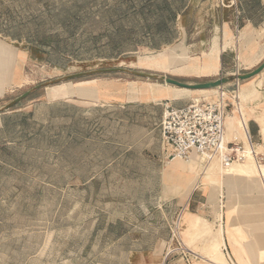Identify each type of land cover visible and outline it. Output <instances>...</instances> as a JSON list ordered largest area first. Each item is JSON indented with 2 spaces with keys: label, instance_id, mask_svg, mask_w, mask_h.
<instances>
[{
  "label": "rangeland",
  "instance_id": "1",
  "mask_svg": "<svg viewBox=\"0 0 264 264\" xmlns=\"http://www.w3.org/2000/svg\"><path fill=\"white\" fill-rule=\"evenodd\" d=\"M145 1L0 0V42L7 49L26 50L28 52L27 59H24L23 62L24 66L21 65L20 68L16 66V71L23 74V81L17 82L15 79L16 83L5 88L7 93L3 98H0V107L10 103L38 84L68 74L100 68L125 67L132 70L164 74L187 83L215 80L230 73L229 69L223 72L219 71V73L215 72L220 62L221 53L217 43L219 41L222 47L228 48L234 40H237V35L225 33L223 28L216 29V27L226 26L225 22L229 21L232 9L236 8V5L232 3L233 0H224L225 5L222 4V0H190V8L183 20L187 31L184 32L181 29L180 34H171L166 30L163 34H152L151 32L158 29V24L162 26L166 24L169 19V9L160 4L153 12L145 5ZM175 1L172 4L169 3V7L174 8L180 5V2ZM202 19L205 29L199 33L195 24ZM168 23L172 24L170 20ZM185 46L187 49L184 51ZM22 52L25 55V52ZM185 53H188L190 57L187 63H185L183 56ZM213 53L218 54L219 57L216 66H212ZM244 60L246 59L244 58ZM225 61L227 63L234 62V57L228 51ZM201 66L203 70L206 69L207 71H202ZM1 69L0 76H4L8 80L12 79L10 75L6 76L3 68ZM16 74L18 73L16 72ZM92 80L96 81L93 82ZM5 82L4 80L1 83L0 94H3ZM150 84H163L158 85L161 92L170 94L173 98V105L177 106L189 103L199 97L214 98L217 90V88H213L188 91L175 85L169 84L170 86H168V83L165 82L126 73H111L67 80L39 89L19 104L18 107L22 108V111L10 124V138L17 135L18 126H20L24 128L26 133V137L22 139H27V142L31 140H35L37 143L38 141L47 142L48 147H50L53 146L54 127L60 125L61 122L62 141L65 145L70 141V128L78 111H75V105H71L72 103L67 105L65 100L70 98L71 101L79 103L76 101L79 100V97L72 96H94L93 98L97 100L96 103L100 105L102 104L101 98L97 95L100 96L102 91H110L113 92L116 101H133V105H135L137 104L135 103L136 98L146 101L143 97H148L146 94L149 92H146L151 88ZM229 84L236 86L238 83L233 81ZM231 86H224V89L231 91ZM143 93L146 94L143 95ZM58 104L59 108H56ZM241 105L242 112L244 110L246 112V101L243 98ZM258 108L261 111L264 108V103L259 104ZM60 113H62V120L56 118V114ZM79 118H83L78 124L79 132H81L83 128L85 129L86 114H80ZM238 121H240L238 115L235 118H228L227 140H234V137H237L238 140L236 141L242 142L241 144L244 143L243 145L247 150L249 148L248 140L241 126L237 128ZM44 123L47 127L46 134L34 136L33 133L38 128V124ZM5 135V132H0V137H5ZM262 144H258L255 149L256 155L254 157L259 167L254 171L253 178L245 176L232 179L223 178L222 170L224 167L221 162L219 160L206 162L200 154L192 155L193 157L189 161L176 158L180 162L185 161L188 164L193 158L200 160L198 165L191 170L190 186L171 191L177 197L169 205L176 207L178 204H182L186 195H190L199 186L203 189L204 201L220 210L229 204L226 198L222 197L224 196V187L229 188L233 184L242 186L249 184L252 186V194H260L263 192V188L257 181H261L260 177L264 172V159L261 161L264 158ZM161 147L163 149V145ZM69 153L70 147H65L64 154L69 155ZM47 154L48 162L44 167L49 175L53 174L54 171L53 152ZM165 154L164 161L166 163L161 161L158 164L159 179L150 178L146 175L150 174L151 171H153V176L156 173H154V163H149L145 158L135 166L138 174L136 178L120 181L121 186L118 192L121 197L123 191H126L127 199L136 198L135 204L144 206V214L149 212L145 210L146 208L154 210L155 204L161 201L163 185L160 176L167 162L171 161L166 151ZM243 162L244 160L236 163ZM69 165L67 160L63 163L64 172L70 170ZM211 166H213L218 177H216L215 183L209 184L210 182L201 181L200 177H203L207 168ZM32 172L33 175L27 177H22L24 175L21 173L13 175L8 173L6 176L0 177V264H24L28 260H31V264H38L37 259H30L29 257L38 251L40 235H44L42 232L39 234V229H43L39 227L45 222L47 223L45 234L48 240L47 264H72V262L75 264L76 259L73 258V261L71 259L72 252L93 251L95 253L102 246L108 245L100 243L98 240L101 238L102 232L93 236V242H86L83 238L85 237V230L88 228H84L85 230L83 228H71L72 220L81 219L86 212L76 214L78 216L72 215V209L77 205V202L73 200L81 201L83 196L71 194L65 189L63 209L61 214L57 216L62 224H59V229L56 228L54 224V192L50 189L47 190L45 209L40 208V200L44 197L39 196L38 193H27L29 190H37L39 180L41 181L38 177L33 178L35 177L34 174L37 173V168H32ZM53 181L54 178L48 177V183ZM62 181L65 186L70 183L69 179ZM48 188L51 187L48 185ZM118 195L114 197L118 198ZM238 198L245 200L242 195H239ZM111 200L113 201L112 198ZM243 210L246 212V209ZM166 212L152 211L151 216H149L154 223L151 225L144 221L143 226L137 228V232H141L145 236L142 238V246H150L152 236L162 237L166 235L168 228L165 219ZM134 214L132 212V215ZM219 214L222 215L221 212ZM192 217H196L197 220L191 221ZM187 219L189 226L194 227L189 232L192 243L194 241L203 242V248L200 249L201 255L209 256V258L206 257V260H201L199 264H229L221 249L225 242L223 227L220 226L215 230L207 220L191 214H188ZM55 228L60 234L57 241L56 257H54L55 245L50 243L55 235ZM73 229L79 230V232H74ZM122 229L119 227L112 228L113 232H111L110 237ZM128 243L124 242L120 246L128 249L131 246ZM195 250L198 248L195 247ZM81 259L79 258L77 262L81 263ZM111 260L112 263L126 264V259L112 257ZM234 261L236 264H245L243 260L234 259Z\"/></svg>",
  "mask_w": 264,
  "mask_h": 264
},
{
  "label": "crops",
  "instance_id": "2",
  "mask_svg": "<svg viewBox=\"0 0 264 264\" xmlns=\"http://www.w3.org/2000/svg\"><path fill=\"white\" fill-rule=\"evenodd\" d=\"M152 1H165L172 4L175 0ZM175 2H180V5L170 8L172 14L169 18L172 24L168 23L166 32L180 34L181 29L184 32L187 31L183 20L191 2L190 0H176ZM236 2V8L232 9L229 21L225 22L226 26L216 27V29L223 28L225 33L237 35V40H234L228 48L222 47L217 40L221 53L220 62L215 72L219 73V71L223 72L229 69L230 73L228 75L236 72H249L264 62V0H236ZM195 28L199 30V33L205 29L203 19L195 24ZM163 32L156 29L151 33L163 34ZM0 46L6 48L1 42ZM186 49L185 46L183 50ZM21 51L25 52V57H16L15 64L11 66L12 79H5L4 76L0 78V87L1 83L4 80L6 81L0 98H3L7 93L6 87L16 83L15 79L17 82L23 81V74L16 71V66L18 68L22 67L21 65L24 66L23 62L24 59H27L28 52L26 50ZM227 51L234 57V62L227 63L225 61ZM183 56L185 63L189 62L188 53ZM213 58L216 60L214 65L216 66L219 58L218 54L213 53ZM202 71L207 70L202 68ZM237 83L236 86L235 84L225 85H232V104H230L226 117V135L228 118H235L238 115L241 124H244V122L248 124L251 141L245 134L246 132H244V135L256 149L257 145L262 144V141H264V108L261 111L258 108L259 104L264 103V69L258 75ZM150 85L151 88L146 92H149V94L143 93V95H148V97H143L146 101L136 98L135 103L137 104L135 105H133V101H116L113 92L110 91H102L100 96L96 94L97 97L101 98L102 104L100 105L96 103L97 100L93 98L94 96H72L79 97V100H76L79 103L71 101L70 98L65 100L67 105L72 103L71 105L76 107V110H74H78L70 128V141L65 145L62 141L63 129L60 126L61 122L60 125L54 127L53 146L50 147H48L47 142L38 141L37 143L35 140L27 142V139H22L26 137V133L24 128L20 126H18L17 135L10 138V124L13 123L18 113H21L22 108L18 106L24 100L10 109L3 110L0 112V132H5L6 135L0 137V177L6 176L8 173L10 175L21 173L24 175L22 177H27L33 175L32 168H37V173L34 174L35 177L33 178L38 177L41 181L39 180L37 190H29L27 193H38L39 196L44 197L40 200V208L45 209L47 190L50 189L54 192V224L58 229L59 224H62L57 216L61 214L63 209L64 189L71 194L83 196L81 201L73 200L77 202V205L72 209V215H79L81 212H86V214L81 219H73L70 223L71 228H88L87 230L84 229L86 232L83 239L86 242H93V236L98 232H102V236L98 240L100 243L108 245L102 246L95 253L93 251L85 253L72 252L71 259L72 261L73 258L76 259L75 264H116L112 263V257L126 259V264H188L179 253L167 255V249L171 243V229H174L175 225H178L180 229L182 242L190 250L201 255L200 249L203 248V242L194 241L192 243L189 232L194 227L189 226L188 214L207 220L215 230L220 226L223 227L225 242L221 249L226 258L227 252L233 260H243L245 264H264V172L260 177L261 181H257L263 188V192L258 195L256 193L252 194V186H249V184L245 186L233 184L229 188L224 187V196L222 197L226 198L229 204L222 207L221 210L204 201L201 186L197 187L190 195H186L182 204L180 203L176 207L169 205L177 197L171 192L172 189L188 188L191 182V170L185 171L181 167L182 161L180 162L176 158H172L171 161L167 162L161 172L160 178L163 185L161 201L155 204L154 210L146 208L145 210L149 212L144 214V206L135 204L136 198L127 199L126 191H123L121 197L118 192L121 186L120 181L136 178L138 174L135 166L138 162H142L146 158L149 163H154V173L156 174L153 176V171H151L150 174L146 175L156 179H159L158 164L161 161L166 163L164 161L166 157L165 150L161 147L160 123L164 104L166 102L173 104V98L170 94L161 92L159 86L163 84ZM168 86L170 85L168 84ZM233 95L239 97L238 107L241 109L242 98L246 101V112L244 110L241 114L239 113ZM100 101L98 100V102ZM6 105L7 103L0 109ZM56 108H59V104L56 105ZM84 113L86 114L85 129L83 128L79 132L78 124L80 119L83 120V118H79V115ZM25 115L24 117H26ZM56 118L62 120V113L56 114ZM238 127L240 128L239 122L237 123ZM46 128V123L38 124V128L33 135H45ZM241 128L243 129V125ZM16 137L17 139H14ZM236 140L238 138L234 137V140L230 141ZM247 143L249 144L248 141ZM68 146L70 147V153L65 155L64 148ZM262 147H264V144H262ZM48 152H53L54 162L53 174L49 175L44 167L48 162ZM192 155L194 156L195 153ZM66 160L70 163V170L64 172L63 163ZM141 176L143 175L141 174ZM48 177L54 178V181L48 183ZM63 179H69L70 183L65 186ZM48 185L51 188H48ZM115 195H118V198H115ZM239 195L244 196L245 200H239ZM116 200L118 201L115 202ZM243 209H246V212ZM152 211H162L163 213L167 211L165 219L168 228L165 236H152L150 238L151 245L145 247L141 245L142 238L145 236L141 232H137V228L143 226L144 221L151 225L154 223L150 217ZM132 212L135 214L132 215ZM220 212L222 213L221 218L219 217ZM196 220V217L191 218L193 222ZM155 223L157 224V222ZM46 226V222L40 225L39 228L43 229H39V234L42 232L44 235H40L37 253H33L29 257L30 259H37L38 264H47L48 240L45 234ZM115 227L123 229L110 237L111 232H113L111 229ZM56 228L55 235L50 241L52 245H55L54 257L57 254V241L60 237ZM72 231L79 232V230L75 231L74 229ZM124 242H129L131 246L128 249L120 246ZM164 243L166 244L164 245ZM195 247L198 250H195ZM206 257L209 258L208 255L202 256L201 259L193 260L191 264H199L201 260H206ZM79 258H82L81 263L77 262ZM24 264H31V260ZM72 264L74 263L72 262Z\"/></svg>",
  "mask_w": 264,
  "mask_h": 264
},
{
  "label": "built area",
  "instance_id": "3",
  "mask_svg": "<svg viewBox=\"0 0 264 264\" xmlns=\"http://www.w3.org/2000/svg\"><path fill=\"white\" fill-rule=\"evenodd\" d=\"M232 3L237 5L236 0ZM222 4L225 5V2L222 1ZM233 97L241 114L242 110L238 107L239 97ZM231 98L232 91L224 89L223 86L217 88L214 98L199 97L179 106L166 102L160 129L162 145L168 157L189 161L196 151L207 162L219 160L224 168L244 160V145L237 141H228L226 136V117L232 104ZM243 129L251 141L250 129L246 122ZM174 253L181 254L188 264L202 258L182 242L178 225L171 229V243L167 249V255ZM226 254L229 264H236L229 253Z\"/></svg>",
  "mask_w": 264,
  "mask_h": 264
},
{
  "label": "water",
  "instance_id": "4",
  "mask_svg": "<svg viewBox=\"0 0 264 264\" xmlns=\"http://www.w3.org/2000/svg\"><path fill=\"white\" fill-rule=\"evenodd\" d=\"M263 69H264V62L260 66H258L257 68L249 72L230 74V75L222 76L215 80H208V81L197 82V83H187V82L181 81L179 79H176V78L164 75V74L160 75L157 73H151V72H146V71L132 70V69H128L125 67L100 68V69H94V70H88V71L68 74L61 78H57V79H54L48 82L38 84L35 87L31 88L30 90L24 92L23 94H21L14 100H12L4 108L0 109V112L14 107L15 105H17L24 99L28 98L30 95H32V93L36 92L39 89L45 88L50 85L59 84L67 80L79 79V78L96 76V75L111 74V73H126V74H132L135 76L144 77V78H149V79H152L158 82H165V83L175 85V86H178L184 89L203 90V89H213V88L223 87L226 84H229L233 81L239 82V81L247 80L261 73Z\"/></svg>",
  "mask_w": 264,
  "mask_h": 264
},
{
  "label": "bare ground",
  "instance_id": "5",
  "mask_svg": "<svg viewBox=\"0 0 264 264\" xmlns=\"http://www.w3.org/2000/svg\"><path fill=\"white\" fill-rule=\"evenodd\" d=\"M222 1H224V0H222ZM18 56L24 58L25 55L22 51L7 49V48H3L0 46V69L1 68L4 69L6 76L10 75V77H12L11 66L13 64H15L16 57H18ZM215 61H216L215 58H213V61H212L213 66L215 65ZM236 73H238V72H236ZM0 78H1V76H0ZM185 90L196 91L198 89H194V90L185 89ZM238 122H239L240 126L243 125V123L241 124L240 121H238ZM248 142H249V148L245 151L244 162L243 163H233L228 168H223V170H222V177L223 178L226 177L228 179H232V178L238 177V176H245L247 178H253V173L259 166L256 164L255 157H254L255 147L252 145V143L249 140H248ZM194 153L198 155V153L196 151H194ZM175 158H178V157H175ZM199 160H200L199 158H193L189 164L186 163L185 161H184L185 163L181 162L182 163L181 167L184 168L185 171L192 170L195 166L198 165ZM211 164H212V162H211ZM177 171H179V170H177ZM216 177H218V175L216 174L213 166H211V167L207 168L205 175H203V177H200V180L203 182H210L209 184H211V183L216 182ZM223 184H225V182H223ZM172 190H174V189H172ZM220 193H221V191H220ZM221 216L222 215L219 214V217H221Z\"/></svg>",
  "mask_w": 264,
  "mask_h": 264
},
{
  "label": "trees",
  "instance_id": "6",
  "mask_svg": "<svg viewBox=\"0 0 264 264\" xmlns=\"http://www.w3.org/2000/svg\"><path fill=\"white\" fill-rule=\"evenodd\" d=\"M160 4H161V5L163 4L164 7H166L167 9H169V16H168V17H170V15L172 14V12H171V10H170L171 6L169 7V3H168V2H165V1L153 2L152 0H146V1H145V5H146L147 7H149L153 12L156 11V8H158V6H159ZM168 20H170V18H169ZM168 20H167L166 24L163 25V26H162L161 24H158V31H159V32H162V31L167 30V27H168Z\"/></svg>",
  "mask_w": 264,
  "mask_h": 264
}]
</instances>
